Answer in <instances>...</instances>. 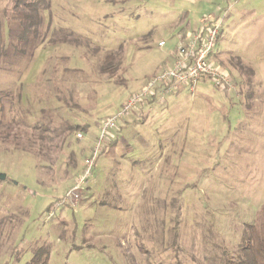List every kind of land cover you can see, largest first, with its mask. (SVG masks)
<instances>
[{
  "label": "rangeland",
  "instance_id": "rangeland-1",
  "mask_svg": "<svg viewBox=\"0 0 264 264\" xmlns=\"http://www.w3.org/2000/svg\"><path fill=\"white\" fill-rule=\"evenodd\" d=\"M207 13L221 17L210 62L231 88L180 86L119 118L82 201L45 220L103 119ZM22 15L0 0V135L22 142L38 120L50 121L52 139L36 158L0 141V264H25L42 245L46 264H222L246 225L264 227V0H50L38 37L20 43ZM109 53L110 76L101 71ZM67 123L85 129L61 146ZM174 225L178 249H165Z\"/></svg>",
  "mask_w": 264,
  "mask_h": 264
},
{
  "label": "built area",
  "instance_id": "built-area-1",
  "mask_svg": "<svg viewBox=\"0 0 264 264\" xmlns=\"http://www.w3.org/2000/svg\"><path fill=\"white\" fill-rule=\"evenodd\" d=\"M221 17L216 13H207L200 18L199 27L181 40L177 46L172 61L164 66L157 74L149 78L139 91L132 93L122 104L120 110L113 116L103 119L99 128V135L92 145L90 155L85 159L81 172L64 194L55 201L47 211L45 220L54 215L56 209L65 205L79 204L83 199V184L91 177L92 168L103 150L110 130L115 127L119 118H123L130 111L150 99L163 101L166 95L180 86L189 92L203 81L208 80L214 87L230 89V79L221 74L210 62L211 51L219 34ZM159 46L164 41L158 42ZM81 137V133H77Z\"/></svg>",
  "mask_w": 264,
  "mask_h": 264
},
{
  "label": "trees",
  "instance_id": "trees-1",
  "mask_svg": "<svg viewBox=\"0 0 264 264\" xmlns=\"http://www.w3.org/2000/svg\"><path fill=\"white\" fill-rule=\"evenodd\" d=\"M13 8H22L23 10V19L19 21L21 30L17 34L18 41L25 42L29 35L33 39H36L39 35V29L42 22L41 14L45 11H48L50 8V0H9ZM5 47L0 45V54H5ZM2 51V52H1ZM16 52H19L20 49H16ZM112 54L109 53L108 55L104 56L105 64L101 68V71L103 73L108 74L109 76L112 75L113 69L109 65H107V62L112 59ZM250 80L247 79L246 82H249ZM58 100H61L64 102L66 106H68V102L66 101L67 98L65 97H56ZM150 102L155 101L154 99L148 100ZM71 106V105H70ZM26 111L23 112V123L27 125L26 121ZM138 121V120H134ZM132 121V122H134ZM49 122H43V121H34L31 126H29L30 131L26 132V136L21 142L20 140L14 139L16 135H11L9 132L6 131V134L0 135V141L3 139H13V149H19L21 151H25L33 155L35 158L41 153L44 142L50 141L52 139V136L47 135L46 133L49 132ZM123 128V126H119L117 128L118 132ZM85 129L84 126L81 125H72L70 123H67L63 128L62 132L66 133L63 137H61V146L66 143L67 145V139L68 135L71 134L74 131ZM5 132V131H4ZM4 137V138H3ZM11 137V138H10ZM117 139L115 137L109 138L107 140V143L104 145L103 150L99 154V157L102 155V153L106 150L107 146L114 145L116 143ZM1 147V146H0ZM3 150H7V146H3ZM2 150L0 151V153ZM98 157V158H99ZM70 186V185H69ZM68 186V187H69ZM54 201H52L49 206L47 207V210L52 206ZM2 235L3 231L0 226V248L4 244L2 241ZM178 238H179V232L176 225L173 226V235L171 244L169 246H166L165 249L171 248V249H178ZM164 249V250H165ZM49 249L48 247L42 245V246H36L32 250V255L30 259L25 264H46L47 258H48ZM219 261L222 262V264H264V227L263 224L261 226L256 224L246 225V229L243 230L240 242L238 245V249L234 251V253H230L229 250L226 248L221 249V253L219 255ZM180 264V262H177V264Z\"/></svg>",
  "mask_w": 264,
  "mask_h": 264
},
{
  "label": "crops",
  "instance_id": "crops-1",
  "mask_svg": "<svg viewBox=\"0 0 264 264\" xmlns=\"http://www.w3.org/2000/svg\"><path fill=\"white\" fill-rule=\"evenodd\" d=\"M242 10L244 9V8H241ZM216 13H218V12H216ZM203 16V15H202ZM201 16V17H202ZM185 36V35H184ZM185 39V37H179L178 36V42L177 43H179L181 40H184ZM161 41V40H160ZM175 49V48H174ZM175 51H176V49L175 50H173V52H171L170 54H169V56L167 57V59H166V62H165V64H164V66L165 65H167V64H169L171 61H172V59H173V57H174V54H175ZM164 66H162V67H164ZM161 69V68H160ZM201 85H202V87H201V90L202 89H205V88H207L208 87V85L210 84V82L209 81H207V80H203L201 83H200ZM211 85V84H210Z\"/></svg>",
  "mask_w": 264,
  "mask_h": 264
},
{
  "label": "water",
  "instance_id": "water-1",
  "mask_svg": "<svg viewBox=\"0 0 264 264\" xmlns=\"http://www.w3.org/2000/svg\"><path fill=\"white\" fill-rule=\"evenodd\" d=\"M6 178V174L3 172H0V180H4Z\"/></svg>",
  "mask_w": 264,
  "mask_h": 264
}]
</instances>
